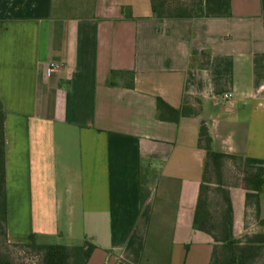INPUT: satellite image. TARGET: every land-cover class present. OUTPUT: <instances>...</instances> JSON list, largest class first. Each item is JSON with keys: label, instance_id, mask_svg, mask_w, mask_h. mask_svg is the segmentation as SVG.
I'll return each mask as SVG.
<instances>
[{"label": "crops", "instance_id": "crops-1", "mask_svg": "<svg viewBox=\"0 0 264 264\" xmlns=\"http://www.w3.org/2000/svg\"><path fill=\"white\" fill-rule=\"evenodd\" d=\"M187 101L201 114L163 118L161 102ZM1 109L10 242L88 240L87 264H210L199 131L264 166L262 2L161 19L151 0H0ZM143 164L156 174L144 204ZM246 194L232 189L236 233ZM260 203L264 218V187Z\"/></svg>", "mask_w": 264, "mask_h": 264}, {"label": "trees", "instance_id": "trees-1", "mask_svg": "<svg viewBox=\"0 0 264 264\" xmlns=\"http://www.w3.org/2000/svg\"><path fill=\"white\" fill-rule=\"evenodd\" d=\"M264 10V0H261ZM155 16L165 18H197L204 16V0H151ZM120 71H113L109 80ZM162 116L170 113L178 120L182 115H200L198 106L185 102L181 109L172 108L161 102ZM199 146L206 151L203 181L200 188L194 223L198 230L206 232L214 240L210 264H264V231L247 233L238 238L234 231L233 187L247 190L245 228L249 218L264 227L261 217L260 195L264 187V166L250 164L240 154L220 152L213 148V138L206 122H201ZM145 171V173H144ZM230 172L237 175L236 182H230ZM150 173V172H149ZM144 170L141 178V203L150 195L151 175ZM153 174V173H152ZM232 177V176H231ZM6 140L5 113L0 111V264H31L29 254L38 258L39 264H87L97 245L86 241L81 246L45 244L31 234L29 242L12 243L8 236V210L6 190Z\"/></svg>", "mask_w": 264, "mask_h": 264}, {"label": "rangeland", "instance_id": "rangeland-1", "mask_svg": "<svg viewBox=\"0 0 264 264\" xmlns=\"http://www.w3.org/2000/svg\"><path fill=\"white\" fill-rule=\"evenodd\" d=\"M230 175L232 176V177L230 176V178H231L230 182H232V183L236 182L237 175L233 176L232 172H230ZM233 188H236V187H233ZM261 231H264V227L255 223V219L252 218V216H250L248 228H245V225H244V227L242 228V230L239 233L235 232V235H236V237L241 238L247 233H256V232H261ZM28 260H29L28 262L31 264H39L38 258L33 253L29 254Z\"/></svg>", "mask_w": 264, "mask_h": 264}, {"label": "built area", "instance_id": "built-area-1", "mask_svg": "<svg viewBox=\"0 0 264 264\" xmlns=\"http://www.w3.org/2000/svg\"><path fill=\"white\" fill-rule=\"evenodd\" d=\"M51 66H52V67H58L59 65H58L57 63L54 62V63L51 64ZM231 96H232L231 94H225V95H223V96L221 97V99H222V100H226V99L230 98Z\"/></svg>", "mask_w": 264, "mask_h": 264}]
</instances>
